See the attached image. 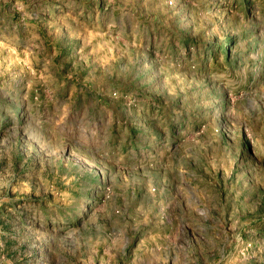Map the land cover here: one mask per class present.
I'll return each mask as SVG.
<instances>
[{"label": "rangeland", "instance_id": "rangeland-1", "mask_svg": "<svg viewBox=\"0 0 264 264\" xmlns=\"http://www.w3.org/2000/svg\"><path fill=\"white\" fill-rule=\"evenodd\" d=\"M0 264H264V0H0Z\"/></svg>", "mask_w": 264, "mask_h": 264}]
</instances>
